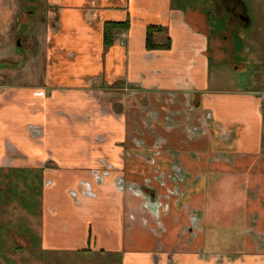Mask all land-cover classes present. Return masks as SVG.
<instances>
[{
	"label": "crops",
	"instance_id": "0c3cea01",
	"mask_svg": "<svg viewBox=\"0 0 264 264\" xmlns=\"http://www.w3.org/2000/svg\"><path fill=\"white\" fill-rule=\"evenodd\" d=\"M110 21L128 27L107 43ZM254 21L246 0H0V214L27 216L19 239L36 206L47 249L218 264L209 217L264 168V74H231ZM241 203L246 263L264 212Z\"/></svg>",
	"mask_w": 264,
	"mask_h": 264
},
{
	"label": "rangeland",
	"instance_id": "374dc122",
	"mask_svg": "<svg viewBox=\"0 0 264 264\" xmlns=\"http://www.w3.org/2000/svg\"><path fill=\"white\" fill-rule=\"evenodd\" d=\"M246 2L255 21L251 27H247L242 32L235 34V45L238 54L234 57V60L238 63L243 62L245 67L240 69V71L230 70L235 84H230L229 86L233 85L236 88H242L247 82L252 83L257 80L260 73L264 74V9L262 6L264 0H246ZM212 21L218 29H222L226 25V18L223 20L216 15H213ZM247 48H250L248 53L246 51ZM255 51H258L256 56L253 55ZM182 174L183 172L179 175L182 176ZM247 177L249 179L248 175L241 174L236 177L238 179L235 180V183L237 182L239 189L243 190L239 191L238 194L241 196L237 199L245 205L252 203L253 199L255 205L259 204L264 212V168H261V176L258 175L253 178L252 189L248 188L249 185L247 186L249 182ZM259 189L260 192H258ZM11 199L10 195L4 202ZM241 202L229 204L227 207L220 209V213L211 214L209 217L210 230L208 233L211 234V238H216L217 241V245L213 247V250L215 254H218V264H264V233L255 234L254 248L257 254L260 255L258 257L255 256L252 261H246L245 263V255L251 250L243 244L236 245L239 240L238 237L242 236L246 216ZM150 204L152 205H150L151 208H153L156 205V200H152ZM35 208L36 206L32 207L31 245H29L27 240L25 243L19 239V234H22V232L17 233L20 232V229L16 221L19 219L21 221L25 218L24 220L27 222V216L23 215L22 212L20 214L14 213L8 207H5L4 213L0 214V264H123L122 253H108L107 258L104 259L102 257L104 255L100 257V254H95L94 252L85 253L81 250L60 252L59 250L45 248L42 244L41 214L34 213ZM262 217H264V214ZM254 220H257V215L254 216ZM20 237L23 239L24 235ZM225 238L229 240V244L226 246ZM150 241L153 240L150 238ZM152 246L150 245L149 247L151 248ZM109 255H113V257ZM141 256L140 254L138 255V257ZM129 259L132 260L134 257Z\"/></svg>",
	"mask_w": 264,
	"mask_h": 264
},
{
	"label": "trees",
	"instance_id": "16d2710c",
	"mask_svg": "<svg viewBox=\"0 0 264 264\" xmlns=\"http://www.w3.org/2000/svg\"><path fill=\"white\" fill-rule=\"evenodd\" d=\"M127 22L110 21L105 25V40L107 43H111L114 40V32L117 29L127 28ZM153 29L151 28L148 34V43L151 44L154 41Z\"/></svg>",
	"mask_w": 264,
	"mask_h": 264
},
{
	"label": "built area",
	"instance_id": "2783aa9c",
	"mask_svg": "<svg viewBox=\"0 0 264 264\" xmlns=\"http://www.w3.org/2000/svg\"><path fill=\"white\" fill-rule=\"evenodd\" d=\"M260 92H261L262 98H264V79H263V81L261 82Z\"/></svg>",
	"mask_w": 264,
	"mask_h": 264
},
{
	"label": "flooded vegetation",
	"instance_id": "af4514ba",
	"mask_svg": "<svg viewBox=\"0 0 264 264\" xmlns=\"http://www.w3.org/2000/svg\"><path fill=\"white\" fill-rule=\"evenodd\" d=\"M242 16H243V14H242Z\"/></svg>",
	"mask_w": 264,
	"mask_h": 264
},
{
	"label": "water",
	"instance_id": "95a60500",
	"mask_svg": "<svg viewBox=\"0 0 264 264\" xmlns=\"http://www.w3.org/2000/svg\"><path fill=\"white\" fill-rule=\"evenodd\" d=\"M246 18V17H245Z\"/></svg>",
	"mask_w": 264,
	"mask_h": 264
}]
</instances>
